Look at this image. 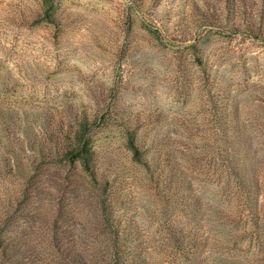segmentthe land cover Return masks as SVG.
<instances>
[{
	"label": "rangeland",
	"instance_id": "1",
	"mask_svg": "<svg viewBox=\"0 0 264 264\" xmlns=\"http://www.w3.org/2000/svg\"><path fill=\"white\" fill-rule=\"evenodd\" d=\"M108 217L149 264H264V0H0V264Z\"/></svg>",
	"mask_w": 264,
	"mask_h": 264
},
{
	"label": "trees",
	"instance_id": "2",
	"mask_svg": "<svg viewBox=\"0 0 264 264\" xmlns=\"http://www.w3.org/2000/svg\"><path fill=\"white\" fill-rule=\"evenodd\" d=\"M78 150L80 152V161L82 163L83 170H86L92 177V180L96 182V168L92 161L91 149L83 148L80 142H77ZM134 148V143H131ZM77 148H73L77 151ZM106 220V226L111 229L110 244H106L104 249L92 248L84 251V253H74L72 250L66 252V261L64 264H149L146 254L135 249V247L129 252L126 251L120 244L121 237L120 231L115 228L114 220L111 221L108 217ZM105 236L101 243L105 241ZM3 237L0 235V247H3ZM100 243V245H101ZM4 261H2L3 264Z\"/></svg>",
	"mask_w": 264,
	"mask_h": 264
}]
</instances>
